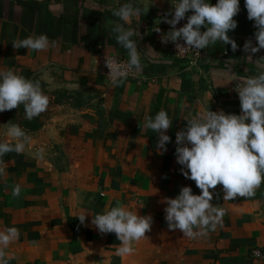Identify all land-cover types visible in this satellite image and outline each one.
I'll return each instance as SVG.
<instances>
[{"label": "crops", "instance_id": "crops-1", "mask_svg": "<svg viewBox=\"0 0 264 264\" xmlns=\"http://www.w3.org/2000/svg\"><path fill=\"white\" fill-rule=\"evenodd\" d=\"M177 1L0 0V71L11 69L39 80L49 97L47 111L32 120L25 118L23 105L0 113V142L14 143L6 135L11 124L31 137L30 148L3 157L0 231L16 227L20 232L5 249L9 264H264V198L259 189L251 198L225 201L218 185L211 203L223 207L225 215L222 225L205 237H184L169 230L165 220L166 199L176 198L182 187L201 194L181 174L176 133L186 128V120L208 109L240 115L231 78L258 74L246 58L250 53L243 51L247 40L258 46L245 0L234 17L237 28L228 33L237 51L217 42L195 65L174 57L161 43L170 30L158 14ZM126 3L144 9L131 24L113 15ZM114 22L137 31L131 39L138 42L143 65L120 86L108 84L97 72L106 56L129 59L112 31ZM42 34L55 47L37 52L12 46L17 38ZM260 57L264 49L253 60ZM160 110L173 120L165 133L171 142L162 155L156 148L158 134L144 128L145 117L154 118ZM39 149L43 159L36 156ZM16 184L22 189L18 198L12 196ZM118 204L153 218L148 239L135 243L130 256L116 255L120 241L115 234L102 235L91 224L92 217ZM81 214L88 215L84 225L77 218Z\"/></svg>", "mask_w": 264, "mask_h": 264}, {"label": "clouds", "instance_id": "clouds-1", "mask_svg": "<svg viewBox=\"0 0 264 264\" xmlns=\"http://www.w3.org/2000/svg\"><path fill=\"white\" fill-rule=\"evenodd\" d=\"M172 8L173 11L165 14L162 21L170 25L171 30L161 36V43L172 42L179 52L195 49L198 55L199 50L217 42L230 45L233 52L237 51L238 45L228 33L238 26L234 17L240 12V0H218L215 5L208 0H179ZM245 8L248 20L254 22L258 46H253L252 41L247 40L243 51L250 53L246 58L257 66L258 74L246 78H237L233 74L231 78L236 81L235 91L238 93L241 114H225L223 110L214 112L208 109L186 120V128L176 133L175 156L182 166L181 174L194 181L201 194L194 195L191 187H182L176 198L166 199L165 220L169 230H179L189 239L205 237L222 225L225 209L211 203L218 185L222 186L223 200L232 201L238 197H253L264 184V57L253 60V56L264 49V0H245ZM142 11L144 9L141 7L126 3L113 10V15L131 24L134 18L141 16ZM189 12L192 14L187 16V23L177 29ZM202 28L206 30L202 31ZM112 31L117 34V43L129 55L126 63L105 57L112 85L120 86L130 74H139L143 65L138 42L131 39L137 31L116 22ZM155 31L160 33L161 30L157 27ZM181 40L186 47L178 42ZM55 44L44 34L17 38L12 42L15 50L23 48L37 52L47 51ZM21 105L25 118L32 120L47 111L49 97L42 91L39 80L26 79L11 69L0 71V113L18 109ZM172 124L173 120L164 110H160L154 118L145 117L144 128L158 134L156 148L161 155L167 152L166 145L171 142L165 133ZM6 135L14 143L0 142V176L6 174L3 160L6 154H21L31 147V137L18 124H11ZM36 156L43 159V149L37 150ZM21 191V186L16 184L12 196L18 198ZM87 216L81 214L77 217L81 225L85 224ZM91 224L102 235L114 233L120 241L116 255L124 257L133 254L135 243L148 239L146 233L152 229L153 218L151 215H138L137 211L118 204L104 214L92 217ZM19 236L16 227L0 231V264H9L5 249Z\"/></svg>", "mask_w": 264, "mask_h": 264}, {"label": "built area", "instance_id": "built-area-1", "mask_svg": "<svg viewBox=\"0 0 264 264\" xmlns=\"http://www.w3.org/2000/svg\"><path fill=\"white\" fill-rule=\"evenodd\" d=\"M179 1L173 3V7L175 6V4H177ZM170 11H173V8L171 7ZM170 11L168 12H160L158 15L161 17V18H164L165 14L169 13ZM187 16H188V13L186 14V17H185V20L181 21L178 25H177V29L180 28V27H183L186 23H187ZM169 19L171 18L170 16L168 17ZM169 26V30H171V27L170 25ZM202 31H205L206 29L202 28L201 29ZM180 44L184 45L186 47V45L184 44V41H178ZM168 45V49L169 51L171 52V54L176 57V58H183V59H187L189 61V64L190 65H195L197 60L200 58L201 54L204 52L205 49L203 50H199V55L197 54L196 50L193 49V50H185L183 52H179L178 49L176 48L175 44H173L172 42H169L167 43ZM109 57H113L115 58L118 62H121V63H126L128 60L125 59V58H121V57H115V56H109ZM98 74H100L104 79L105 81L108 83V84H112L109 77H108V74H109V69L105 66V59L102 61V63L100 64V66L98 67V70H97ZM133 77V74H130L127 79H130ZM254 255L256 257H259L261 256V252L258 251V250H254Z\"/></svg>", "mask_w": 264, "mask_h": 264}, {"label": "trees", "instance_id": "trees-1", "mask_svg": "<svg viewBox=\"0 0 264 264\" xmlns=\"http://www.w3.org/2000/svg\"><path fill=\"white\" fill-rule=\"evenodd\" d=\"M262 197L264 198V184L261 185V187L259 188Z\"/></svg>", "mask_w": 264, "mask_h": 264}]
</instances>
